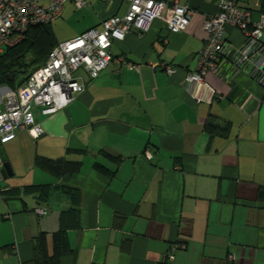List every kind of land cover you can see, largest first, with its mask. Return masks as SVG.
<instances>
[{
    "label": "crops",
    "instance_id": "0c3cea01",
    "mask_svg": "<svg viewBox=\"0 0 264 264\" xmlns=\"http://www.w3.org/2000/svg\"><path fill=\"white\" fill-rule=\"evenodd\" d=\"M161 1L193 11L183 32L155 21L142 37L114 41L113 57L135 69L112 62L93 80L81 72L86 88L66 108L35 110L41 136L19 131L2 147L12 176L0 175V264H33L40 234L51 254L59 230L72 249L60 264H160L166 256L171 264H264V87L223 60L218 73L189 83L217 0ZM242 5L258 18L260 0ZM125 10L124 0L66 4L60 18L77 28L61 41L52 30L64 42ZM225 38L244 41L232 26ZM10 90L0 85V106ZM38 157L80 170L57 177L36 166Z\"/></svg>",
    "mask_w": 264,
    "mask_h": 264
},
{
    "label": "built area",
    "instance_id": "2783aa9c",
    "mask_svg": "<svg viewBox=\"0 0 264 264\" xmlns=\"http://www.w3.org/2000/svg\"><path fill=\"white\" fill-rule=\"evenodd\" d=\"M109 4L114 0H101ZM245 0H217V12L203 22L207 39L200 51L198 71L189 75L188 82L199 85L208 73H218L220 62L244 72L264 87V10L254 13L243 7ZM123 14L104 19L99 29H91L64 42H58L45 62L26 77L25 82L5 94L0 106V147L14 140L16 133L25 131L37 138L43 129L35 120V110L52 115L68 106L74 95L86 88V80H93L112 62L136 67L123 57L114 58L110 52L113 42L129 33L142 37L153 22L160 21L172 34L183 32L193 11L177 2L161 0H124ZM71 3L81 9L86 0H0V56L7 48L18 45L29 28L52 24L60 18L64 6ZM232 26L244 37L239 47L225 38ZM168 72H172L168 70ZM2 161L0 158V169ZM36 215L43 217L46 210L38 208ZM175 249H172L174 251ZM171 262L173 256H166Z\"/></svg>",
    "mask_w": 264,
    "mask_h": 264
},
{
    "label": "trees",
    "instance_id": "16d2710c",
    "mask_svg": "<svg viewBox=\"0 0 264 264\" xmlns=\"http://www.w3.org/2000/svg\"><path fill=\"white\" fill-rule=\"evenodd\" d=\"M261 9L264 10V0H260ZM58 41L52 30V24L39 25L28 29L24 39L16 46L7 48L0 56V85H7L12 90L21 86L28 74L41 66L50 51L57 45ZM21 55H24L21 57ZM210 129L209 127H206ZM213 129V128H212ZM104 156L112 163L118 164L121 160L109 154ZM36 166L46 170L57 177L73 175L79 172L80 163L66 162L64 160H50L36 158ZM94 170L104 177H113V172L107 168L95 164ZM257 200L264 202V188H260L257 193ZM33 264H60L63 257L72 253L68 242L66 231L59 230L52 235V253L47 250V237L40 234L33 239ZM160 264H171L167 257Z\"/></svg>",
    "mask_w": 264,
    "mask_h": 264
},
{
    "label": "rangeland",
    "instance_id": "374dc122",
    "mask_svg": "<svg viewBox=\"0 0 264 264\" xmlns=\"http://www.w3.org/2000/svg\"><path fill=\"white\" fill-rule=\"evenodd\" d=\"M67 4H69V6L72 5L71 3H67ZM65 12H72V11H70V10H68V9L65 8ZM76 12H78V11H76ZM253 19L256 20L255 18H253ZM72 21H73V18L70 19L69 21H66V17L63 15L60 19L58 18V20L55 21L57 23H55V22L52 23V27L54 29V32H55L56 37H57L58 40L61 41L62 40L61 39V36L62 35H67L70 31H72V29L75 30L77 28V23L76 22L73 23ZM56 24H60V27L61 28H57L56 27ZM81 72L82 71H79L80 74H81ZM4 146L5 145H3L2 147H4Z\"/></svg>",
    "mask_w": 264,
    "mask_h": 264
},
{
    "label": "water",
    "instance_id": "95a60500",
    "mask_svg": "<svg viewBox=\"0 0 264 264\" xmlns=\"http://www.w3.org/2000/svg\"><path fill=\"white\" fill-rule=\"evenodd\" d=\"M23 56L24 55H21V57H23ZM0 158L2 161V168L0 169V175L4 179H6L7 177L12 176V170H11L9 162L7 161V159L3 153L2 147H0Z\"/></svg>",
    "mask_w": 264,
    "mask_h": 264
}]
</instances>
